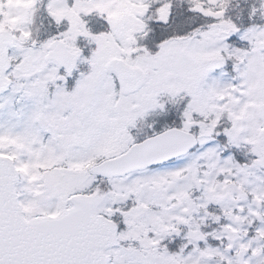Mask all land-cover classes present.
Segmentation results:
<instances>
[{
  "label": "snow or ice",
  "instance_id": "snow-or-ice-1",
  "mask_svg": "<svg viewBox=\"0 0 264 264\" xmlns=\"http://www.w3.org/2000/svg\"><path fill=\"white\" fill-rule=\"evenodd\" d=\"M0 264H264V0H0Z\"/></svg>",
  "mask_w": 264,
  "mask_h": 264
}]
</instances>
